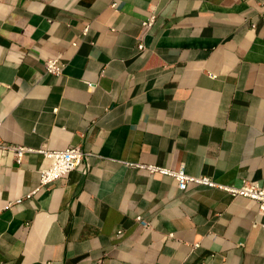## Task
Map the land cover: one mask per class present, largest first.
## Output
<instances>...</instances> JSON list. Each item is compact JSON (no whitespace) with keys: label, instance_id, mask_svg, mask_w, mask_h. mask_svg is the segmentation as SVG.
<instances>
[{"label":"crops","instance_id":"1","mask_svg":"<svg viewBox=\"0 0 264 264\" xmlns=\"http://www.w3.org/2000/svg\"><path fill=\"white\" fill-rule=\"evenodd\" d=\"M0 139L90 154L0 156V264H264L255 202L127 165L264 182V0H0Z\"/></svg>","mask_w":264,"mask_h":264},{"label":"built area","instance_id":"2","mask_svg":"<svg viewBox=\"0 0 264 264\" xmlns=\"http://www.w3.org/2000/svg\"><path fill=\"white\" fill-rule=\"evenodd\" d=\"M155 21V16L151 15L149 18L142 22L143 30H148ZM139 50L143 49V43L139 42L137 45ZM45 72L57 76L62 73L64 63L61 56L47 58L44 62ZM93 84H89L92 87ZM25 153H39L45 158L49 159V164L39 170V186L32 190L27 197H30L35 191L43 186H46L66 175L72 170L82 167L86 172L88 170V163L86 162L88 155L84 153L78 146H69L63 150L41 148L34 150L26 146H18L8 144L0 139V156L5 154H11L14 156L16 163L20 164L22 157ZM128 166L138 168L149 173H159L172 177L179 188V190H185L189 183H195L207 188L218 189L226 192L227 194L236 197L242 196L257 204V211L261 216H264V182L259 183L254 180L242 178L235 184H222L214 181L207 176H192L186 173L183 166L178 170H172L169 168L156 166L152 164H139L128 163ZM136 221L144 228H149V223L141 216H137ZM172 234H169L171 236ZM98 258V261H101Z\"/></svg>","mask_w":264,"mask_h":264}]
</instances>
